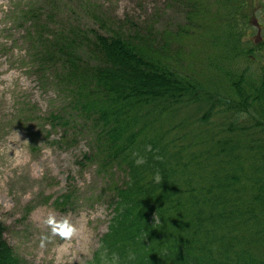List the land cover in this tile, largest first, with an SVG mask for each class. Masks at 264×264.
<instances>
[{"label": "trees", "instance_id": "obj_1", "mask_svg": "<svg viewBox=\"0 0 264 264\" xmlns=\"http://www.w3.org/2000/svg\"><path fill=\"white\" fill-rule=\"evenodd\" d=\"M176 2L174 33L99 16L100 29L84 28L73 12L53 29L55 12H23L42 28L27 41L29 65L63 97L46 121L61 143L85 137L77 163L107 178L108 230L85 264H264V0ZM208 17L219 57L203 80L180 40ZM5 232L0 223V264H28Z\"/></svg>", "mask_w": 264, "mask_h": 264}, {"label": "rangeland", "instance_id": "obj_2", "mask_svg": "<svg viewBox=\"0 0 264 264\" xmlns=\"http://www.w3.org/2000/svg\"><path fill=\"white\" fill-rule=\"evenodd\" d=\"M213 2L215 12L219 4ZM32 6L44 20L45 12L57 14L53 29H61L73 12L84 28L100 29L99 16L108 26L114 19H130L143 28L155 24L158 30L170 23L174 33L183 12L176 0H0V223L8 243L28 264H85L108 230L107 178L77 163L88 150L85 137L61 143L62 130L46 121L63 97L52 82L42 84L29 65L27 41L42 29L22 20ZM214 22L206 18L201 29L180 40L184 58L195 65L190 72L203 80L210 77L208 58L219 57L207 47L209 36L220 33ZM63 194L70 195L68 206L58 203ZM65 231L72 234L62 235Z\"/></svg>", "mask_w": 264, "mask_h": 264}, {"label": "clouds", "instance_id": "obj_3", "mask_svg": "<svg viewBox=\"0 0 264 264\" xmlns=\"http://www.w3.org/2000/svg\"><path fill=\"white\" fill-rule=\"evenodd\" d=\"M262 11H264V10H257V14H256V17L258 18V20H259V24L261 25V26H264V21H262L261 19H260V15H261V12ZM253 27H255L256 28V26H253ZM257 29V28H256ZM145 162V158L143 157V156H137L136 157V160H135V163L136 164H143ZM155 180L156 181H160L161 179H162V177H161V175L159 174V173H156L155 174ZM67 221H65V224L67 225ZM74 231H76V229L75 228H73L72 229V232H74ZM72 232H70V231H65V232H63L62 233V235H65V236H68V235H71L72 234Z\"/></svg>", "mask_w": 264, "mask_h": 264}]
</instances>
